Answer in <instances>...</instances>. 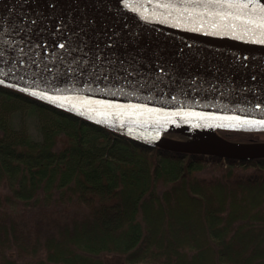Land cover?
<instances>
[{
  "label": "trees",
  "instance_id": "16d2710c",
  "mask_svg": "<svg viewBox=\"0 0 264 264\" xmlns=\"http://www.w3.org/2000/svg\"><path fill=\"white\" fill-rule=\"evenodd\" d=\"M0 97V264H264V156L177 152L1 83Z\"/></svg>",
  "mask_w": 264,
  "mask_h": 264
},
{
  "label": "water",
  "instance_id": "95a60500",
  "mask_svg": "<svg viewBox=\"0 0 264 264\" xmlns=\"http://www.w3.org/2000/svg\"><path fill=\"white\" fill-rule=\"evenodd\" d=\"M216 12L239 9L207 0H0V83L165 149L264 156V142L215 133L264 130V30ZM143 124H178L161 130L191 136L146 133ZM205 125L213 131L203 134Z\"/></svg>",
  "mask_w": 264,
  "mask_h": 264
},
{
  "label": "snow or ice",
  "instance_id": "6c2138e0",
  "mask_svg": "<svg viewBox=\"0 0 264 264\" xmlns=\"http://www.w3.org/2000/svg\"><path fill=\"white\" fill-rule=\"evenodd\" d=\"M191 2L203 3L205 0H191ZM207 2L210 4H218L221 9H239L238 14L235 15L232 12H216L215 15L220 16L222 20L232 18L240 20L245 25L254 24L257 28L264 30V5L256 6L259 0H253L251 4L247 2L232 3L230 0H227V2L226 0H207ZM232 27H235V25H232ZM247 30L250 29H246V31ZM61 47H63V45H61ZM33 94L35 95V93ZM48 99H52V97H48ZM258 123L264 127V121Z\"/></svg>",
  "mask_w": 264,
  "mask_h": 264
},
{
  "label": "rangeland",
  "instance_id": "374dc122",
  "mask_svg": "<svg viewBox=\"0 0 264 264\" xmlns=\"http://www.w3.org/2000/svg\"><path fill=\"white\" fill-rule=\"evenodd\" d=\"M19 108L20 109H17V111L13 115H18L16 120L21 119V121L24 122L29 134L36 138V118L34 117V115H31L29 113V109H27L26 106H21ZM161 129L162 128H159L155 133H159ZM211 131H213V129H211ZM175 139L181 140L180 137H176ZM203 174L209 177L211 175H220L221 171H212L211 169H206L203 171ZM104 259L107 261V264H122L121 259L115 256H105Z\"/></svg>",
  "mask_w": 264,
  "mask_h": 264
},
{
  "label": "bare ground",
  "instance_id": "6f19581e",
  "mask_svg": "<svg viewBox=\"0 0 264 264\" xmlns=\"http://www.w3.org/2000/svg\"><path fill=\"white\" fill-rule=\"evenodd\" d=\"M233 1H239V2H251L252 0H230V2ZM260 2H264V0H259ZM227 2V0H226ZM136 127H139V129H141L142 131L146 132V133H152L154 134L156 132V130H158L161 127H178V124H167V125H158V124H143V125H137ZM211 129L210 125H205L203 126V128L200 130L203 134H206L207 132H209V130Z\"/></svg>",
  "mask_w": 264,
  "mask_h": 264
}]
</instances>
